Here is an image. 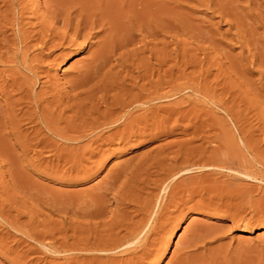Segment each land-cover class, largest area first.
<instances>
[{
    "label": "rangeland",
    "instance_id": "1",
    "mask_svg": "<svg viewBox=\"0 0 264 264\" xmlns=\"http://www.w3.org/2000/svg\"><path fill=\"white\" fill-rule=\"evenodd\" d=\"M1 1L5 2L6 0ZM1 1L0 11H3L4 7ZM60 1H63V5ZM112 1L115 6L113 11L117 14V20L112 27V31L116 33L111 32L112 36L110 35L111 37L109 38L113 43L117 41L119 45L115 42L117 45L116 51H113L111 54L112 58L110 63L115 66L113 67L109 63V66L104 69L105 73V71L111 67V73H109L107 79L109 81L117 80L116 82L118 83L124 81L126 82L125 84L128 85L130 83L129 81L127 82V78H125L126 74L131 71L132 76H135L137 70V72L142 70V64L143 68L146 66L145 68L154 69L155 74L158 70L157 72L160 75V79H164L163 81L167 80V82H169V79L170 81L172 80L171 83L173 86L174 84H183L188 86L191 85L192 89H198L196 92L194 89V91L191 89L187 91L186 89L180 93L181 95L179 94L161 100V102L158 103L159 107L161 106L162 109H166L179 101H189L191 99L192 101L190 100V104H185H188L186 109L193 108V111L196 109L192 114H195L197 118L195 115L191 114L188 118L194 116L196 120L193 118H190L189 122L187 121L189 119H184L185 121L180 120L179 122H175L174 120L173 123V119L176 118V116H173L172 119L164 121L162 124H166V127L172 129L168 131L170 133H167L166 136L161 133L157 134V132L151 134L145 132L143 135L137 136L134 140H119L115 138L111 141L106 140L105 143L98 141L95 145V143L90 144L84 139L79 143H73L74 145L69 143L67 146L61 141H56L53 137L51 138V136L47 138L45 133L42 134L41 132L39 136L33 134L39 126H36V124L33 125L32 123L26 124L27 121L24 122L25 120L18 121V119H15L17 130H14L15 128L11 130L10 126H2L3 118H8V116L2 112V115H0V133H4L0 134V140H3L0 141L2 143H0V210L4 212L0 211V264H127L129 260L128 255L116 256V254L112 252H107L105 255L107 256L108 254L110 258H106L103 253L94 251L93 248L99 246V240H101L100 247L104 244L103 242L108 239V237L105 236L112 230L114 227L113 224L119 223V221L122 222V224L137 222L142 218V215H139V210L141 208L143 209L147 206L154 205L155 208L153 210L155 212L157 207L159 205L161 207L162 204H167L168 206L165 205V208L162 209V211H164H161L158 221L152 223L153 216H151L149 221L150 229L154 226L151 233L154 235L155 233L162 235L161 239H159L160 247L158 246V251L151 253L146 258L137 260L139 264H264V87H262L264 86V60H262V58H264V0H143L146 4V11H142L143 9L139 6H134L132 2L137 3L138 0ZM24 2L28 3V7L29 4H35L34 11L37 14L39 13V20H41V15H46L45 9L54 11L55 9L53 10V6L55 5L57 8H61L60 10L63 8L64 12L70 9L69 12H74L78 0H34V3L33 0H25ZM96 2H101L102 4V0H97ZM114 2H116V4ZM71 4L74 5L71 6ZM130 4H132L134 8L126 7V5L128 6ZM68 5L71 6L74 11ZM98 6H103V4ZM138 7L141 9L142 13L140 11L137 13L135 12V9L139 10ZM117 9L120 11L123 10L124 12L122 13V11L120 12ZM128 9H133L132 12L134 14L132 13V15ZM54 12L61 13L62 11L59 12L56 10ZM117 12H120L122 15ZM127 12L130 15H128ZM24 14V22H27V20L35 22L34 19L30 18V13ZM71 16L73 17V15ZM127 16H129L128 20L125 19ZM48 17L49 15L45 17V21H48V19H46ZM144 18L150 19L145 20ZM157 21H160V23ZM147 22H149V24H147ZM104 23L106 24L105 21ZM124 23H127L129 27ZM97 29L99 28H96V30ZM121 31L124 32L122 33ZM125 32L127 33L124 34ZM101 33V35H104L103 32ZM100 34L97 38H93L94 40L91 39V41H93L92 44H95V42L102 37ZM115 34H117V36ZM122 36L124 38H122ZM142 38L144 41L141 40ZM126 39H128L130 43L126 41ZM123 40H125V44ZM118 47L121 49L119 50ZM168 50L170 53H174V55L170 54ZM64 52L61 57L53 62H49L50 65H44L43 70L48 71V76L50 79L52 78L51 80L54 79L53 81L59 82L58 89L68 91L66 81L77 77V67L88 59L89 50L83 49L80 51L78 49H70L66 54ZM140 52L143 54L139 55L141 54ZM135 53L137 54L135 55ZM54 55H56V52L48 60L50 61L53 59L52 57H54ZM252 55L255 58L257 56L260 57L254 58V60ZM140 61H142V63H140ZM206 62L207 64H205ZM147 63H149L150 66H148L149 64L147 65ZM198 64L200 65L197 66ZM234 67L236 69H234ZM170 71L172 72L171 76L173 78L175 77L176 80L175 78L174 80L171 78ZM117 72L118 74L121 73V75H118ZM172 74H174V76ZM212 74L214 75L212 76ZM155 79L156 76L152 78V80ZM142 83L143 82L139 81L138 85ZM205 85L206 87L208 86L207 90L206 92H202V90L205 91L204 89H206ZM235 85L238 86L236 87ZM39 88L40 87L37 89L40 90ZM37 89L36 91H38ZM168 89L169 88L163 85V92H167ZM199 89L201 92H199ZM42 90L45 91V89ZM254 90L256 91L254 92ZM116 93V90H109L107 91V96L111 98L113 95H116ZM210 93L211 96H208ZM243 93L247 94V97ZM203 94L205 96H201ZM258 94L260 97H258ZM98 95H100V93H98ZM182 96L183 98L185 96L184 100ZM238 97L239 99H237ZM0 99V104L2 105L3 99ZM219 99L223 103L222 107L225 111L217 107L218 103L216 100L218 101ZM247 99L251 100L247 101ZM253 101L254 103L256 101V103L254 104ZM207 105L209 107H207ZM97 106L98 107H94L95 110H103L102 105L97 104ZM241 109H243V112ZM24 110L23 112H27V109ZM87 110L89 109L85 108L82 112ZM30 111L31 109L29 112ZM96 111H92V116H96ZM136 114H140V112ZM159 114L162 117L164 115L162 112H159ZM227 114L230 115V117ZM235 116L238 117L236 118ZM193 121L194 123L197 121V124H199V122L206 124L204 125V127L206 126L204 129L205 139H202V142L198 140L194 142V144L192 143L191 146L193 147L199 144L201 145L202 143L203 147H207L206 149L209 151L211 147H213L212 141L217 138L216 141L219 142L220 136L228 132L225 134L226 136L224 135V137H226L224 138L225 147L227 145L228 148L232 149L231 152L230 149L228 150L227 147L226 149L224 147L225 156L226 154L227 156L229 155L225 157L226 160L224 161L228 162H225L223 165L224 167H221V164H217L219 167L215 165V167L210 169L213 173L192 172L189 173V175H183V178H178L179 176H175L176 178L168 177V172H164L163 169L167 167L166 164L170 161H166L164 163L165 166L161 165L162 168L160 167V169L155 166V162H157L156 159L159 160L162 156L170 158L179 150L178 162L176 161L175 164L178 166V169H184L189 160L188 165H190L187 166L188 168H190L192 164L195 166L200 165L202 162L200 160H207L209 158L208 151H205V154L204 152L200 153V151H197L199 153L194 152L196 154L192 156L194 153H187L183 148L184 151L179 149V143L182 144L183 141L190 139L188 132H191L190 129H192L194 124ZM211 124L214 125L211 126ZM215 125H217V128ZM18 127L20 130H18ZM208 129L213 132H208ZM222 129L226 132H223ZM110 133L111 131L105 134L108 135ZM209 135H211V137ZM42 136L44 137L42 138ZM39 138H47L48 140L46 139V141L55 144L50 148V150H54L50 151L49 148H47L48 150H42L40 146L34 147V142L40 140ZM246 142L247 146L245 145ZM168 145L170 149L167 147ZM175 146L178 148L176 149ZM162 147H164V149L167 147V149H165L166 151L164 150L160 156H157L159 149ZM71 149L73 151H71ZM168 149L169 151H167ZM71 152H73L74 155H72L73 153ZM59 153L64 154V158ZM190 154L192 157L188 156ZM10 155L12 161L10 160ZM60 155L62 158L58 160L57 157ZM21 157L23 159H21ZM65 157H67V159H65ZM68 157L71 159H68ZM13 158H17L16 160L18 162ZM147 159L151 160L147 161ZM179 161H183L184 163H180ZM179 165H181V167ZM8 166L10 168L13 166L14 169L12 170ZM250 166L253 168H250ZM245 167L247 169H245ZM214 168L216 171L212 170ZM160 170L165 175H163L162 172L160 174ZM248 171L252 172L251 177H246ZM254 171H256V173ZM165 177L167 179L172 178V180H166L164 179ZM160 181H163V183ZM174 181H177L176 184L178 183V185L174 184ZM159 182L161 184H159ZM167 182H170L176 187L172 188L173 185L171 186L172 193H168L169 195H167L166 202L163 203L160 201L163 197L162 189ZM170 183H167V185H171ZM3 189L5 191H3ZM99 194L105 195H102V198ZM168 199L171 200V202ZM99 201L103 205V209L100 208V211L98 208L102 206L101 204H99V207L97 206ZM141 204H143V206ZM90 209L91 211H89ZM101 211L103 216L101 213L98 214V217L97 215L90 214ZM111 211H113V213H111ZM121 213L123 214L121 215ZM124 214L127 217L126 219ZM114 215H116L117 218ZM113 218L116 219V222ZM12 220H15L14 223ZM8 221L13 224V226L9 224ZM163 223H165V225ZM104 224L106 225L104 226ZM109 224L111 228H108ZM153 224H156V226ZM158 225L161 227L163 225L162 228L164 230H161V227L158 228ZM103 226L107 227L104 228ZM120 234L119 237L123 236L124 232L122 231ZM172 234L174 239L171 242L170 237ZM104 238L107 239L105 240ZM86 241L87 246H85ZM91 241L93 243H91ZM91 245L93 246L90 247ZM188 245L192 247L185 249V246ZM87 254L89 257H87ZM110 254H112L113 257ZM101 255L105 257L101 259ZM134 261L137 262L136 260Z\"/></svg>",
    "mask_w": 264,
    "mask_h": 264
},
{
    "label": "bare ground",
    "instance_id": "2",
    "mask_svg": "<svg viewBox=\"0 0 264 264\" xmlns=\"http://www.w3.org/2000/svg\"><path fill=\"white\" fill-rule=\"evenodd\" d=\"M1 1V0H0ZM25 0H6L3 3V7L4 10L0 11V98H2L3 103L0 106V115H2V112H4V114H6L8 116V120L3 118V125L2 126H10L11 130L12 128L16 129V120L18 119V121H23L24 122L27 121L26 124L28 123H32L33 125L36 124V126L38 125L39 128H37V130L34 131L33 134H37V136H39V134L42 132L45 133L46 137L48 138L49 136H51V138L53 137L54 139H56V141H61L62 143H64V145L66 144H73V143H79L80 141L86 139V141L90 144H94L96 145V143H98V141L101 143H105L106 140H113L115 138L119 139V140H134L137 136H141L143 135L145 132H147L148 134L150 133H154L157 132L161 133V134H166L170 133L168 131H171L172 129L166 127L165 125H163L162 123H164V121L172 119L173 116H176L175 119H173V123L174 120L175 122H179L180 120L185 121L184 119H189L187 120L188 122L190 121V118L194 119V116L189 117V115L192 114L193 108L190 109H186L187 105L190 104V100H186V101H179L178 103H175L174 105H172L170 108H165L166 109H162L161 106L159 107L158 103L161 102V100L164 99H168L170 97L173 96H177L179 95L181 92H183L184 90L187 89H191V85H175L173 86V84L171 83L170 79L169 82L163 81L160 79V75L159 73L156 71V74L154 72V69H150V68H145L146 64L144 65L145 67L143 68V64H142V70L137 72L136 71V75L132 76V72L129 71V73H125L127 78V82L129 81L130 84H125L126 82H122V83H118L116 82L117 80L114 81H109L107 79V76L109 75V73H111V67L105 71L104 73V69L106 67L109 66V63L111 62V54L113 53V51H116V47L117 45V41L116 44L115 42L113 43L112 40L109 38L111 37V32L112 33H116L112 31V27L115 23V21L117 20L116 18V13L113 11V9L115 8V6L113 5V1L112 0H102V4L103 6H98V5H102L101 2L97 3L95 0H78V2L76 3L75 6L76 9L74 11V9L71 7L73 6L71 4V6H69L70 8L73 9L74 12H69L66 11L64 12V9L62 8V10H60L59 8H57V6H53V10L54 11H62L61 13L58 12H54V11H48L45 9L46 15L43 16L41 15V20H39V13L37 14L34 10H35V4H29L28 7V3L24 2ZM27 1V0H26ZM51 1V0H50ZM56 1V0H55ZM71 1V0H69ZM74 1V0H73ZM101 1V0H99ZM104 1V3H103ZM107 1V2H106ZM118 1V0H117ZM134 1V0H133ZM153 1V0H152ZM158 1V0H157ZM59 2V1H58ZM76 2V1H75ZM151 2V1H150ZM149 2V3H150ZM34 3V0H33ZM44 3V2H43ZM60 3H62L63 5V1ZM72 3V2H71ZM116 4V2H114ZM125 3V2H124ZM123 3V4H124ZM130 3V2H129ZM134 4V6H139L141 9H143L142 11H146V4L144 3V1L142 0H138L137 3L132 2ZM56 4V2H55ZM66 4V3H65ZM153 4V3H152ZM1 5V4H0ZM113 5V6H112ZM166 5V4H164ZM1 6V7H2ZM46 6V5H44ZM48 6V5H47ZM59 6V4H58ZM66 6V5H65ZM123 6V5H122ZM134 6L132 4L130 5H126V7L129 8H134ZM156 6V4H155ZM40 7V6H39ZM42 7V6H41ZM138 7L139 10L135 9V12H141V9ZM154 7V5H153ZM51 8V7H50ZM47 8V9H50ZM158 8V7H157ZM37 9V7H36ZM67 9V7H66ZM151 9V8H150ZM149 9V10H150ZM155 9V8H154ZM52 10V8H51ZM119 10V9H117ZM126 10V8H125ZM130 10V9H128ZM127 10V11H128ZM133 9L130 10V13L132 14ZM41 11V10H39ZM38 11V12H39ZM116 11V10H115ZM120 11V10H119ZM122 13L124 12L123 10H121ZM120 11V12H121ZM120 12H117L118 14ZM150 12V11H149ZM24 13H30V18L34 19V21L27 20V22H24L25 17L23 18V14ZM128 13V12H127ZM142 13V12H141ZM139 13V14H141ZM145 13V12H143ZM45 14V13H44ZM126 14V13H124ZM123 14V16H124ZM134 14V13H133ZM132 14V15H133ZM152 14V13H151ZM25 15V14H24ZM48 21H45V17L48 16ZM73 15V17L71 16ZM120 15H122L120 13ZM128 15H130L128 13ZM142 15V14H141ZM147 15V14H146ZM150 15V14H149ZM154 15V14H153ZM156 15V14H155ZM27 16V15H26ZM126 16V15H125ZM143 16V15H142ZM29 17V16H28ZM26 17V18H28ZM119 17V15H118ZM127 16L125 19L128 20ZM131 17V16H130ZM141 17V16H140ZM148 17V16H147ZM133 18V17H132ZM136 18V16H135ZM151 18V17H150ZM149 18V19H150ZM143 19V18H142ZM145 19V18H144ZM148 19V18H147ZM145 19V20H147ZM148 19V20H149ZM154 19V18H153ZM160 19V18H159ZM162 20V19H161ZM173 20V19H172ZM104 21L106 22V24L104 23ZM144 21V20H143ZM152 21V20H150ZM154 21V20H153ZM126 22V21H125ZM158 22V21H157ZM139 23V22H138ZM143 23V22H142ZM160 23V21L158 22ZM122 24V23H121ZM125 24V23H124ZM127 24V23H126ZM125 24V25H126ZM147 24H149V22H147ZM170 24V23H169ZM123 25V24H122ZM151 25V24H150ZM119 26V25H118ZM127 27H129V25H126ZM147 26V25H146ZM173 26V25H172ZM122 27V26H121ZM157 27V26H156ZM96 28H99L96 30ZM135 28V27H134ZM140 28V27H138ZM147 28V27H144ZM114 29V28H113ZM122 29V28H121ZM125 29V28H124ZM133 29V28H132ZM153 29V28H152ZM158 29V28H157ZM170 29V27H169ZM96 30V31H95ZM123 30V29H122ZM163 30V29H162ZM133 31V30H132ZM141 31V30H139ZM137 31V32H139ZM147 31V30H144ZM150 31V30H148ZM103 32L104 35H101ZM122 32V31H121ZM119 32V33H121ZM124 32V31H123ZM122 32V33H123ZM128 32V30H127ZM127 32H125L124 34H126ZM154 32V31H153ZM152 32V33H153ZM157 32V31H156ZM101 33V34H100ZM118 33V32H117ZM129 33V32H128ZM143 33V31H142ZM149 33V32H147ZM101 35L102 37H98L99 39L97 40V42H95V44H92L93 41H91V39L93 38H97L98 35ZM132 34V33H131ZM130 34V35H131ZM138 34V33H137ZM111 35V36H110ZM117 36V34H115ZM139 35V34H138ZM114 36V35H113ZM132 36V35H131ZM130 36V37H131ZM152 36V35H151ZM145 37V36H144ZM121 38V37H120ZM122 38H124L122 36ZM136 38V37H135ZM130 39V38H129ZM147 39V38H146ZM94 40V39H93ZM115 40V39H114ZM121 40V39H119ZM118 40V41H119ZM135 40V39H134ZM133 40V41H134ZM142 41L143 38L141 39ZM125 40H123L124 42ZM126 41L129 42L128 39H126ZM140 41V40H139ZM122 42V41H120ZM130 43V42H129ZM132 43V42H131ZM125 44V42H124ZM123 45V44H122ZM131 45V44H130ZM142 46V44H141ZM121 47V46H120ZM123 47V46H122ZM126 47V46H125ZM136 47V46H135ZM134 47V48H135ZM133 48V50H134ZM140 48V47H139ZM138 48V49H139ZM152 48V47H151ZM70 49H78V50H83V49H88L89 50V57L86 61L82 62L81 65L79 67H77V77L66 81L67 84V88L68 91H64L63 89H58V83L56 81H53L49 78L48 76V71L47 70H43L44 65H50L49 62H53L55 61L57 58L61 57L64 51H69ZM118 49L120 50L121 48L118 47ZM145 49V48H144ZM143 49V50H144ZM125 50V49H124ZM166 50V49H164ZM172 50V49H171ZM262 50V49H261ZM123 51V50H122ZM141 51V50H140ZM153 51V50H152ZM155 51V50H154ZM169 51V50H168ZM174 51V50H173ZM56 52V55H54V57H52L53 59H51L50 61L48 60L54 53ZM58 52V53H57ZM66 52H64L66 54ZM136 52V51H135ZM144 52V51H143ZM125 53V52H124ZM122 53V54H124ZM138 53V52H137ZM135 53V55L137 54ZM141 53V52H140ZM170 53V51H169ZM116 54V52H115ZM126 54V53H125ZM131 54V52H130ZM143 53L139 54L142 55ZM146 54V53H145ZM162 54V53H160ZM172 54V53H170ZM134 55V56H135ZM174 55V53L172 54ZM114 56V55H112ZM127 56V54H126ZM132 56V55H131ZM133 56V57H134ZM253 56V55H252ZM256 56V55H255ZM128 57V56H127ZM260 57V56H257ZM256 57V58H257ZM130 58V57H129ZM141 58V57H140ZM255 57L253 56V59ZM255 58V59H256ZM119 59V58H118ZM125 59V58H124ZM133 59V58H132ZM137 59V58H136ZM156 59V58H155ZM254 59V60H255ZM138 60V59H137ZM166 60V59H165ZM164 60V61H165ZM172 60V59H171ZM170 60V61H171ZM262 60H264V58H262ZM261 60V61H262ZM115 61V60H114ZM147 61V60H146ZM161 61V60H160ZM252 61V60H251ZM260 61V60H259ZM118 62V61H117ZM123 62V61H122ZM158 62V61H157ZM156 62V64H157ZM201 62V61H200ZM199 62V63H200ZM256 62V61H255ZM140 63H142V61H140ZM145 63V62H144ZM162 63V62H161ZM165 63V62H164ZM191 63V62H190ZM252 63V62H251ZM111 64V63H110ZM122 64V63H120ZM139 64V63H138ZM137 64V65H138ZM149 63H147L148 65ZM204 64V63H203ZM207 64V62L205 63ZM127 65V64H125ZM161 65V64H160ZM157 65V66H160ZM189 65V62H188ZM187 65V66H188ZM193 65V64H192ZM200 64H198L197 66H199ZM261 65V64H260ZM111 66H113L111 64ZM115 66V65H114ZM113 66V67H114ZM141 66V65H140ZM150 66V64L148 65ZM162 66V65H161ZM173 66V65H172ZM211 66V65H210ZM112 67V68H113ZM120 67V66H119ZM117 67V68H119ZM123 67V66H122ZM133 67V66H132ZM135 67V66H134ZM137 67V66H136ZM139 67V66H138ZM239 67V66H238ZM162 68V67H161ZM175 68V67H173ZM209 68V66H208ZM215 68V67H214ZM127 69V68H124ZM140 69V68H139ZM203 69V68H201ZM206 69V68H205ZM234 69H236L234 67ZM239 69V68H238ZM237 69V72H238ZM114 70V69H112ZM117 70V69H116ZM115 70V71H116ZM208 70V69H207ZM217 70V69H216ZM233 70V69H232ZM125 71V70H123ZM134 71V68H133ZM168 71V70H167ZM166 71V72H167ZM235 71V70H234ZM114 72V71H113ZM131 72V75H130ZM231 72V71H230ZM116 73V72H115ZM122 73V71H121ZM121 73H119L121 75ZM169 73V72H168ZM171 71H170V76H171ZM118 74V72H117ZM118 74V75H119ZM124 74V75H125ZM195 74V73H194ZM200 74V73H199ZM115 75V74H114ZM174 76V74H172ZM177 75V74H175ZM214 74H212L213 76ZM217 75V74H216ZM156 76L155 80H152L153 77ZM236 76V75H235ZM112 77V75H111ZM119 77V76H118ZM215 77V76H214ZM115 78V77H114ZM113 78V79H114ZM169 78V77H168ZM171 78L174 80V78L171 76ZM178 78V77H177ZM117 79V78H116ZM124 79V78H122ZM181 79V78H180ZM188 79V78H187ZM191 79H195V78H191ZM119 80V79H118ZM176 80V78H175ZM202 80V79H201ZM213 80V79H212ZM215 80V79H214ZM240 80V79H239ZM120 81V80H119ZM141 81L143 82L141 85H138V82ZM219 81V80H218ZM234 81V80H233ZM184 82V81H183ZM198 82V81H196ZM206 82V81H205ZM212 82V81H211ZM208 83V82H207ZM239 83V82H238ZM243 83V82H242ZM172 84V85H171ZM191 84V83H190ZM193 84V83H192ZM221 84V83H220ZM64 85V83H63ZM163 85L166 86L168 89L167 92H163ZM196 85V84H195ZM199 85V84H197ZM209 85V84H207ZM228 85V84H227ZM240 85V84H239ZM224 86V84H223ZM236 86V85H235ZM238 86V85H237ZM236 86V87H237ZM40 87L38 90L37 88ZM206 87V85H205ZM208 87V86H207ZM204 89L205 91L202 92H206L207 90ZM216 87V86H215ZM240 87V86H239ZM243 87V86H242ZM264 87V86H262ZM200 88V86H199ZM213 88V85H212ZM227 88V87H226ZM36 89L38 91H36ZM42 89H45V91H43ZM196 89V88H195ZM194 89V90H195ZM209 89V88H208ZM234 89V88H233ZM244 89V88H243ZM42 90V91H41ZM63 90V91H62ZM109 90H116L117 93L116 95H113L111 98H109L107 96V91ZM193 90V91H194ZM247 90V89H246ZM190 91V90H189ZM198 91L195 90V92ZM236 91V89H235ZM256 90H254L255 92ZM111 92V91H110ZM194 92V93H195ZM199 92L200 89H199ZM253 92V91H252ZM98 93H100V95H98ZM209 93V91H208ZM224 93V92H223ZM241 93V92H240ZM246 93V91H245ZM243 93V94H245ZM109 94V93H108ZM191 94V93H190ZM197 94V93H196ZM195 94V95H196ZM202 94V93H199ZM207 94V93H206ZM232 94V93H231ZM238 94V93H236ZM256 94V93H254ZM181 95V94H180ZM187 95V94H185ZM226 95V94H225ZM224 95V96H225ZM228 95V94H227ZM240 95V94H239ZM247 94H245L246 96ZM257 95V94H256ZM110 96V95H109ZM201 96H205L204 94ZM211 96V93L210 95ZM207 96V97H208ZM242 96V95H240ZM250 96V95H249ZM262 96V95H261ZM180 97V96H179ZM178 97V98H179ZM229 97V96H228ZM237 97V96H236ZM247 97V96H246ZM258 97L259 94H258ZM183 98V96H182ZM188 98V97H186ZM197 98V97H196ZM212 98V97H210ZM223 98V95H222ZM231 98V97H230ZM234 98V97H233ZM232 98V99H233ZM249 98V97H248ZM253 98V97H252ZM185 99V96L183 98V100ZM221 99V98H220ZM220 99L216 102L217 107L223 111H225V109H223L222 107V102L220 101ZM239 99V97L237 98ZM243 99V98H242ZM241 99V100H242ZM260 99V98H259ZM1 100V99H0ZM223 100V99H222ZM249 99H247L248 101ZM251 100V99H250ZM249 100V101H250ZM256 100V99H255ZM192 101V100H191ZM233 101V100H232ZM196 102V100H195ZM203 102V101H202ZM237 102V101H236ZM239 102V101H238ZM244 102V100H243ZM242 102V103H243ZM186 103H188L187 105H185ZM192 103V102H191ZM201 103V102H199ZM204 103V102H203ZM229 103V102H228ZM241 103V102H240ZM248 103V102H246ZM254 103V101H253ZM256 103V101H255ZM254 103V104H255ZM98 105H102L103 106V110H95L94 107H98ZM173 104V103H172ZM194 104V103H193ZM198 104V103H197ZM214 104V103H213ZM215 104V105H216ZM237 104V103H236ZM89 106V107H88ZM170 106V105H169ZM168 106V107H169ZM190 106V105H189ZM199 106V105H198ZM197 106V107H198ZM233 106V105H232ZM236 106V105H235ZM234 106V107H235ZM163 107V108H164ZM205 107V106H203ZM207 107H209L207 105ZM244 107V106H243ZM82 108H88L89 110L87 111H83L84 109ZM231 108V107H230ZM247 108V107H245ZM251 108V107H250ZM255 108V107H254ZM27 109V112H23V110ZM31 109V111L29 112V110ZM100 109V108H98ZM201 109V108H200ZM24 110V111H25ZM198 110V108H197ZM213 110V109H212ZM228 110V108H227ZM243 109H241L242 111ZM249 110V109H248ZM251 110V109H250ZM255 110V109H254ZM92 111H96V116H92L93 112ZM229 111V110H228ZM253 111V110H252ZM140 112V114H136ZM159 112H162L164 115L163 117L159 114ZM199 112V111H198ZM214 112V111H213ZM243 112V111H242ZM241 112V113H242ZM197 113V112H196ZM228 113V112H227ZM233 113V112H232ZM3 114V115H4ZM95 114V112H94ZM136 114V115H135ZM200 114V113H199ZM231 114V113H230ZM195 115V114H192ZM228 115V114H227ZM232 115V114H231ZM238 115V114H236ZM196 116V115H195ZM230 117V115H228ZM244 116V114H243ZM3 117V116H2ZM19 117V118H18ZM200 117V116H199ZM208 117V116H206ZM236 118L238 116H235ZM197 118V116H196ZM244 118V117H243ZM232 119V117H231ZM234 119V117H233ZM1 120V119H0ZM196 120V119H194ZM198 120V119H197ZM214 120V119H213ZM200 121V120H199ZM203 121V120H202ZM234 121V120H233ZM232 121V122H233ZM238 121V120H237ZM1 122V121H0ZM201 122V121H200ZM197 124L194 123L193 121V127L191 130V132H188V134L190 135V139L187 141H183L182 144L179 143V149H185L187 151V153H194L197 151H200V153L205 154V151H208L206 148L207 147H203L202 143L201 145L199 144L198 146H191V144L194 142H197L198 140H201L200 142H202L205 139L204 136V132H205V127L203 123ZM213 122V121H212ZM239 122V121H238ZM237 122V124H238ZM170 123V122H169ZM168 123V124H169ZM172 123V121H171ZM207 123V121H206ZM210 123V122H209ZM180 124V123H179ZM192 124V123H191ZM243 124V123H241ZM1 125V124H0ZM18 125V123H17ZM21 125V124H20ZM30 125V124H29ZM163 125V127H162ZM170 125V124H169ZM189 125V124H188ZM214 124H211V126ZM218 125V124H217ZM217 125L216 128H217ZM5 126V127H6ZM165 126V127H164ZM176 126V125H175ZM192 126V125H191ZM223 126V125H222ZM242 126V125H241ZM21 127V126H19ZM18 127V130H20V128ZM177 127V126H176ZM175 127V128H176ZM9 128V127H8ZM35 128V127H34ZM33 128V130H34ZM168 128V130H167ZM215 128V130H216ZM237 128V127H236ZM242 128V127H241ZM244 128V127H243ZM8 129V130H10ZM32 129V128H31ZM224 129V128H223ZM222 129V131H223ZM4 130V129H3ZM2 130V131H3ZM7 130V131H8ZM239 130V129H238ZM243 130V129H242ZM1 131V129H0ZM110 134L106 135L105 133L110 132ZM210 130L208 129V132ZM212 131V130H211ZM210 131V132H211ZM241 131V130H240ZM244 131V130H243ZM248 131V130H247ZM11 132V131H10ZM20 132V131H19ZM22 132V131H21ZM213 132V131H212ZM226 132V131H223ZM4 132L0 133L3 134ZM228 132L224 133L227 134ZM241 133V132H240ZM32 134V135H33ZM106 136H105V135ZM147 134V135H148ZM207 134V133H206ZM205 134V135H206ZM212 134V133H211ZM223 134V133H222ZM41 135V134H40ZM146 135V134H145ZM154 135V134H153ZM221 135V134H220ZM224 135L220 136V140L219 142L216 141V139H214L212 142L213 147L209 146V158L207 160H200L202 161L201 164L199 162L200 165H191L190 168L185 169H178V166L175 164L177 159H178V155L179 150L175 152L174 156L167 158L162 156V158L159 160H157V162H155V166L156 167H161V165H164V163L166 161H170L168 162L167 167H165L163 169V171L168 172L169 176L168 177H178V178H183L182 176L185 174L189 175V173H194V172H201V173H210V169L215 167V165L217 164H221V167H224L223 165L225 164V162L228 161H224L226 160L225 157V152H224V147H225V142H224ZM233 135V134H232ZM243 135V134H241ZM248 135V133H247ZM15 136V135H14ZM34 136V135H33ZM211 137V135H209ZM226 136V135H225ZM228 136V135H227ZM44 136H42L43 138ZM230 137V136H229ZM228 137V138H229ZM242 137V136H240ZM250 137V136H249ZM1 138V137H0ZM16 138V137H15ZM19 138V137H18ZM41 139L40 140H36V142H34V147H38L40 146L42 150H45L47 148H52L53 145L52 143H49V141H46V139ZM214 138V137H213ZM5 139V138H4ZM27 139V138H26ZM25 139V141H26ZM33 139V138H31ZM38 139V138H37ZM53 139V140H54ZM203 139V140H202ZM208 139V138H207ZM242 139V138H241ZM247 139V137H246ZM17 140V139H15ZM34 140V139H33ZM48 140V139H47ZM50 140V139H49ZM52 140V141H53ZM211 140V139H210ZM248 140V139H247ZM0 141H3L2 139ZM55 141V140H54ZM85 141V142H86ZM250 141V140H249ZM60 142V143H61ZM68 142V143H66ZM228 142V141H227ZM243 142V141H242ZM1 143V142H0ZM57 143V142H56ZM61 143V144H62ZM230 143V142H229ZM2 144V143H1ZM71 144V145H72ZM87 144V143H86ZM89 144V145H90ZM228 144V143H227ZM244 144V142H243ZM249 144V143H248ZM5 145V144H4ZM23 145V144H22ZM63 145V146H64ZM74 145V144H73ZM77 145V144H76ZM231 145V144H230ZM234 145V144H233ZM247 146V142L245 144ZM252 145V143H251ZM25 146V145H24ZM57 146V145H56ZM62 146V147H63ZM68 146V145H67ZM166 146V145H165ZM190 146V147H189ZM205 146V145H204ZM229 146V144H228ZM255 146V145H254ZM1 147V146H0ZM61 147V148H62ZM71 147V146H70ZM75 147V146H74ZM80 147V146H79ZM82 147V146H81ZM169 149V145L167 146ZM167 147H165V149H167ZM176 147V146H175ZM227 147V145H226ZM225 147V149H226ZM234 147V146H233ZM252 147V146H251ZM250 147V148H251ZM27 148V147H26ZM60 148V151H61ZM73 148V147H72ZM172 148V146H171ZM178 147H176L177 149ZM228 148V147H227ZM247 148V147H246ZM249 148V150H250ZM254 148V147H253ZM1 149V148H0ZM8 149V148H7ZM25 149V147H24ZM36 149V148H35ZM34 149V150H35ZM56 149V147H55ZM58 149V147H57ZM63 149V148H62ZM78 149V147H77ZM81 149V148H79ZM164 147H162L161 149H159L158 151V155L160 156V154H162V152L165 150ZM169 149L167 151H169ZM182 149V150H183ZM230 149V151L232 152L231 148H228V150ZM257 149V148H256ZM3 150V149H2ZM38 150V149H37ZM48 150V149H47ZM54 150V149H52ZM50 150V151H52ZM236 150V149H235ZM239 150V149H238ZM254 150V149H253ZM6 151V150H5ZM26 151V150H25ZM66 151V150H65ZM71 151H73L71 149ZM78 151V150H77ZM86 151V149H85ZM166 151V150H165ZM184 151V150H183ZM227 151V150H226ZM247 151V150H246ZM43 152V151H42ZM62 152V151H61ZM69 152V149H68ZM66 152V153H68ZM173 152V151H170ZM169 152V153H170ZM182 152V151H181ZM236 152V151H235ZM249 152V151H248ZM254 152V151H252ZM38 153V151H37ZM58 153V152H57ZM64 153V152H63ZM73 153V152H71ZM168 153V152H167ZM185 153V152H184ZM186 153V154H187ZM199 153V152H197ZM251 153V152H249ZM9 154V153H8ZM61 154V153H59ZM65 154V153H64ZM64 154H61L62 156ZM70 154V153H69ZM185 154V156H186ZM196 153H194L192 156H195ZM203 154V155H204ZM5 155V154H4ZM52 155V154H51ZM58 156V160L62 158V156ZM71 155V154H70ZM74 155V153L72 154ZM173 155V154H172ZM6 156V155H5ZM56 156V155H54ZM182 156V155H181ZM190 157V155H188ZM229 156V155H228ZM227 156V157H228ZM234 156V155H233ZM1 157V156H0ZM11 157V155H10ZM39 157V156H38ZM70 157V156H69ZM68 159H71L69 158ZM74 157V156H72ZM202 157V156H200ZM255 157V156H254ZM27 158V157H26ZM32 158V157H31ZM30 158V159H31ZM64 158V156H63ZM199 158V157H198ZM203 158V157H202ZM236 158V157H235ZM8 159V157H7ZM14 160H16L17 158H13ZM20 159V158H19ZM21 159H23L21 157ZM65 159H67V157H65ZM189 159V158H188ZM205 159V158H204ZM228 159V158H227ZM234 159V158H233ZM12 161V157L10 159ZM32 160V159H31ZM30 160V161H31ZM64 160V159H63ZM151 160V159H147ZM184 160V159H183ZM195 160V159H194ZM230 160V159H229ZM17 161V160H16ZM36 161V160H35ZM65 161V160H64ZM186 161V162H187ZM237 161V159H236ZM2 162V161H1ZM18 162V161H17ZM60 162V161H59ZM178 162V161H177ZM180 162V161H179ZM183 162V161H181ZM180 162V163H181ZM10 163V162H9ZM22 163V162H20ZM30 163V162H29ZM42 163V162H41ZM145 163V162H144ZM152 163V162H151ZM184 163V162H183ZM191 163V162H190ZM231 163V162H229ZM239 163V162H238ZM19 164V163H18ZM33 164V163H32ZM35 164V163H34ZM186 164V163H185ZM227 164V163H226ZM6 165V164H4ZM11 165V164H9ZM241 165V164H240ZM252 165V164H250ZM20 166V165H19ZM165 166V165H164ZM181 167V165H179ZM243 166V165H241ZM245 166V165H244ZM253 166V165H252ZM9 167V166H8ZM13 167V166H12ZM10 169H14L13 168ZM149 167V166H148ZM217 167H219L217 165ZM255 167V166H254ZM17 168V167H16ZM48 168V167H47ZM160 168V169H161ZM250 168H253L250 166ZM20 169V168H18ZM218 169V168H217ZM245 169H247L245 167ZM159 170V169H158ZM212 170H215L212 169ZM254 170V169H253ZM20 171V170H19ZM149 171V170H148ZM216 171V170H215ZM214 171V172H215ZM246 171V170H245ZM252 171V170H251ZM259 171V170H258ZM11 172V171H10ZM161 170H160V174H161ZM247 172V171H246ZM245 172V173H246ZM256 173V171H254ZM261 172V171H260ZM118 173V172H117ZM197 173V174H198ZM213 173V171L211 172ZM216 173V172H215ZM214 173V175H215ZM13 174V173H12ZM115 174V173H114ZM158 174V173H157ZM159 174V175H160ZM163 174V172H162ZM167 174V173H166ZM217 174V173H216ZM225 174V173H224ZM252 172L248 171V173H246V177H251ZM11 175V174H10ZM9 175V176H10ZM117 175V174H116ZM119 175V174H118ZM152 175V174H151ZM165 175V174H163ZM202 175V174H201ZM209 175V174H208ZM212 175V174H211ZM156 176V175H155ZM158 176V175H157ZM176 176V177H175ZM207 176V175H204ZM253 176L255 177V175L253 174ZM252 176V177H253ZM15 177V176H14ZM112 177V176H111ZM118 177V176H116ZM160 177V176H159ZM201 177V176H200ZM253 177V178H254ZM12 178V177H11ZM114 178V177H113ZM162 178V177H161ZM160 178V179H161ZM252 178V179H253ZM166 180H172V178L167 179L166 177L164 178ZM165 180V181H166ZM175 180V179H174ZM197 180V179H196ZM195 180V181H196ZM199 180V179H198ZM209 180V178H208ZM113 181V180H112ZM118 181V180H117ZM159 181V180H158ZM210 181V180H209ZM157 182V181H156ZM163 183V181H160ZM159 182V184H161ZM171 182V181H170ZM170 182H167L168 184ZM177 182V181H176ZM176 182L174 181L173 183L176 184ZM199 182V181H198ZM115 183V181H114ZM165 183V182H164ZM165 185V187L162 189V201L163 203L166 202L165 200L167 199V195H169L168 193H172L171 191V185ZM203 184V183H202ZM215 184V183H214ZM112 185V184H111ZM156 185V183H155ZM158 185V184H157ZM178 185V183L176 184ZM200 185V184H199ZM213 185V184H212ZM15 186V185H14ZM191 186V185H190ZM113 187V185H112ZM119 187V186H118ZM157 187V186H156ZM176 187V186H172ZM178 187V186H177ZM212 187V186H211ZM114 188V187H113ZM207 188V187H206ZM2 189V188H1ZM5 189V188H4ZM3 189V191H5ZM13 189V188H11ZM156 189V188H155ZM160 189V187H159ZM10 190V189H9ZM16 190V189H15ZM106 190V189H105ZM118 190V189H117ZM123 190V189H122ZM104 191V190H103ZM100 195V194H99ZM105 195V194H102ZM102 195H100V197H102ZM174 195V194H173ZM9 196V195H8ZM15 196V195H14ZM107 196V195H106ZM12 197V195H11ZM119 197V196H118ZM160 197V198H161ZM97 198V196H96ZM103 198V197H102ZM105 198V197H104ZM14 199V198H13ZM12 199V200H13ZM99 199V198H98ZM132 199V198H131ZM138 199V198H137ZM173 199V198H172ZM101 200V199H100ZM103 200V199H102ZM143 200V199H142ZM169 200V199H168ZM108 201V200H107ZM117 201V200H116ZM114 201V202H116ZM133 201V200H132ZM135 201V200H134ZM171 202V200H169ZM168 201V202H169ZM92 202V201H91ZM118 202V201H117ZM131 202V201H130ZM140 202V201H139ZM138 202V203H139ZM13 203V202H12ZM98 203V202H96ZM104 203V202H103ZM146 203V202H145ZM160 203V202H159ZM200 203V201H199ZM93 204V202H92ZM99 203H98V207H99ZM120 204V203H119ZM140 204V203H139ZM154 204V203H153ZM156 204V203H155ZM169 204V203H168ZM96 205V204H94ZM112 205V204H111ZM117 205V204H116ZM121 205V204H120ZM143 206V204H141ZM148 205V204H147ZM150 205V204H149ZM167 205V204H165ZM165 205H160L157 207L156 211L154 212V208L155 206H147L145 208H141L139 210V215H142V218L139 219L137 222H132V223H125L122 224V222L119 221V223L113 224V228L112 230H110V232H108V235L104 238L106 241L103 242L104 244L100 247V241L99 240V246H96L93 248L94 251H98L100 253H103L105 255V253L107 252H112L114 254L117 255H128V262L127 264H139V262L137 260L140 259H144L146 258L148 255H150L151 253L158 251V246H159V239H161L162 235H160L159 233H155V235L153 233H151L153 227L151 225V229H150V219L151 216H153L152 218V223L158 221V217L162 211L163 208H165ZM102 207H97L98 210L100 211V208L103 209V205L101 204ZM168 206V205H167ZM94 207V206H93ZM120 207V206H119ZM8 208V207H7ZM91 208V207H90ZM128 208V207H127ZM5 209V208H4ZM95 209V208H94ZM119 209V208H118ZM167 209V208H166ZM10 210V209H9ZM106 210V209H105ZM104 210V211H105ZM117 210V209H116ZM115 210V211H116ZM121 210V209H120ZM1 211V210H0ZM91 211V209L89 210ZM103 211V212H104ZM114 211V212H115ZM137 211V210H136ZM164 211V210H163ZM162 211V212H163ZM4 212V211H1ZM108 212V211H106ZM105 212V213H106ZM101 213L102 215V211L98 212V213H90L91 215H97V217L99 216L98 214ZM111 213H113V211H111ZM110 213V214H111ZM82 214V213H81ZM117 214V213H116ZM123 213H121L122 215ZM133 214V213H132ZM1 215V214H0ZM5 215V213H4ZM9 215V214H8ZM85 215V214H84ZM100 215V216H101ZM163 215V214H162ZM103 216V215H102ZM116 217V215H114ZM120 216V215H119ZM125 216V214H124ZM91 217V216H90ZM121 217V216H120ZM130 217V216H128ZM8 218V217H7ZM11 218V217H9ZM87 218V217H86ZM117 218V217H116ZM123 218V216H122ZM127 217L125 216V219ZM176 218V217H175ZM15 219V218H14ZM114 219V218H113ZM133 219V218H132ZM160 219V218H159ZM116 219H114L115 221ZM3 221V220H1ZM6 221V218H5ZM15 221V220H14ZM14 221L12 220V222L14 223ZM18 222V221H17ZM86 222V221H85ZM116 222V221H115ZM113 222V223H115ZM162 222V221H161ZM9 223V221H8ZM167 223V222H166ZM1 224V223H0ZM11 224V223H9ZM18 224V223H16ZM112 224V222H111ZM165 225V223H163ZM13 226V224H11ZM10 225V226H11ZM100 225V224H99ZM106 224H104L105 226ZM156 226V224H153ZM1 226V225H0ZM102 226V225H101ZM103 226V227H104ZM107 227V226H106ZM104 227V228H106ZM158 228L161 226H157ZM163 227V225H162ZM161 227V230L163 229ZM166 227V226H164ZM15 228V227H13ZM80 228V227H79ZM83 228V227H82ZM103 228V229H104ZM110 224H109V227ZM91 229V227H90ZM150 229V230H149ZM108 230V229H107ZM116 230V231H115ZM164 230V229H163ZM169 230V229H168ZM124 232V235L119 237L120 232ZM171 231V230H170ZM84 232V231H83ZM102 232V231H101ZM104 232V230H103ZM161 232V231H160ZM95 233V232H94ZM99 233V232H98ZM107 233V232H106ZM92 234V233H91ZM82 235V234H81ZM80 235V237H81ZM84 235V234H83ZM95 235V234H94ZM121 235V234H120ZM96 239V237H95ZM102 239V238H101ZM174 239L173 234L170 237V241L172 242ZM86 240V239H85ZM88 241V240H87ZM87 241L85 243V246H87ZM95 241V240H94ZM97 241V240H96ZM187 242V241H186ZM91 243H93L91 241ZM90 243V244H91ZM96 243V242H94ZM97 244V243H96ZM89 245V244H88ZM187 245V244H186ZM93 245H91L90 247H92ZM95 246V245H94ZM160 247V246H159ZM189 247H192L191 245L185 246V249H189ZM91 249V248H90ZM89 249V250H90ZM88 250V251H89ZM182 250V249H181ZM180 250V252H181ZM88 251H86L87 253H89ZM161 251V250H160ZM85 252V249H84ZM91 252V251H90ZM97 253V252H96ZM99 254V253H98ZM112 255V254H110ZM86 256V254H85ZM100 256V255H99ZM106 256V255H105ZM104 256V257H105ZM87 257L88 254H87ZM102 257V255H101ZM104 257H102L101 259H103ZM110 258L107 254L106 258ZM113 257V255H112ZM95 258V256H94ZM93 258V259H94ZM100 258V257H99ZM127 258V257H126ZM97 259V258H96ZM113 260V259H112ZM134 260H136L137 262H135ZM104 262V261H103ZM100 264V263H99Z\"/></svg>",
    "mask_w": 264,
    "mask_h": 264
}]
</instances>
